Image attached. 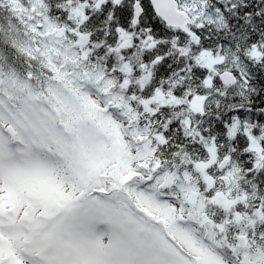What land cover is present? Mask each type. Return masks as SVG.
I'll return each mask as SVG.
<instances>
[{
	"label": "snow or ice",
	"instance_id": "1",
	"mask_svg": "<svg viewBox=\"0 0 264 264\" xmlns=\"http://www.w3.org/2000/svg\"><path fill=\"white\" fill-rule=\"evenodd\" d=\"M0 264H264V0H0Z\"/></svg>",
	"mask_w": 264,
	"mask_h": 264
}]
</instances>
